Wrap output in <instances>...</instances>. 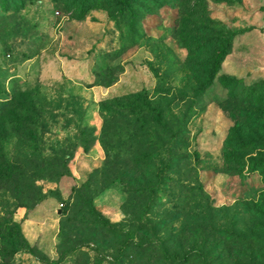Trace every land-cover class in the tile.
<instances>
[{"label": "rangeland", "instance_id": "374dc122", "mask_svg": "<svg viewBox=\"0 0 264 264\" xmlns=\"http://www.w3.org/2000/svg\"><path fill=\"white\" fill-rule=\"evenodd\" d=\"M35 89L0 264H264V0H0V101Z\"/></svg>", "mask_w": 264, "mask_h": 264}, {"label": "trees", "instance_id": "16d2710c", "mask_svg": "<svg viewBox=\"0 0 264 264\" xmlns=\"http://www.w3.org/2000/svg\"><path fill=\"white\" fill-rule=\"evenodd\" d=\"M234 33H235V31L228 32L227 36L232 35ZM226 53H227V49L220 50L217 54L218 56L216 55L215 59L216 60H218V59L223 60V57ZM37 94H38L37 89H35L33 91H30V90L19 91L13 97L0 101V119L3 118V116L11 108L12 105L15 108H18L22 104H26L29 111H31L32 114L34 115V113H36L37 100L41 99L40 97L35 96ZM35 160H37V159L35 158ZM51 160H53V158L52 159L47 158L45 160L43 158H40L39 162L36 163V166L32 167L33 172L36 174L35 179L41 177L40 175H42L43 172L46 170L51 171L50 173L52 175L54 173H56L54 170L55 164H52ZM38 165H40V167Z\"/></svg>", "mask_w": 264, "mask_h": 264}, {"label": "water", "instance_id": "95a60500", "mask_svg": "<svg viewBox=\"0 0 264 264\" xmlns=\"http://www.w3.org/2000/svg\"><path fill=\"white\" fill-rule=\"evenodd\" d=\"M57 212H60V210L58 209Z\"/></svg>", "mask_w": 264, "mask_h": 264}]
</instances>
